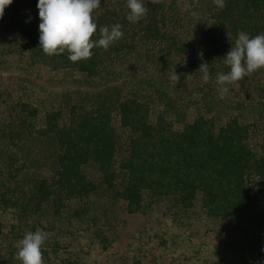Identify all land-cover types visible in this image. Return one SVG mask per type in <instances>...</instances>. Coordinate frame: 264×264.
I'll return each mask as SVG.
<instances>
[{"label":"trees","instance_id":"1","mask_svg":"<svg viewBox=\"0 0 264 264\" xmlns=\"http://www.w3.org/2000/svg\"><path fill=\"white\" fill-rule=\"evenodd\" d=\"M37 3L0 16V70L74 87L50 103L24 75L13 99L0 77V264L37 229L43 264H264V68L223 98L216 81L238 33H264V0H143L135 23L101 0L92 39L123 36L78 62L39 47ZM128 217L140 236L121 255Z\"/></svg>","mask_w":264,"mask_h":264},{"label":"clouds","instance_id":"2","mask_svg":"<svg viewBox=\"0 0 264 264\" xmlns=\"http://www.w3.org/2000/svg\"><path fill=\"white\" fill-rule=\"evenodd\" d=\"M13 0H0V16L6 6ZM129 12L127 20L138 22L146 13L143 0H126ZM223 7V0H216ZM101 0H38L39 9V47L45 54H61L68 52V59L78 62L89 59L94 47L107 49L113 42L123 36L122 26L117 23L109 27H100L98 39H92L97 31L93 12L100 7ZM224 63L229 67L227 73H217L216 81L220 85L218 94L223 98L229 91L227 85L242 80L249 73L264 68V33L250 37L244 31L238 37L230 50L224 55ZM202 79L210 78L206 64L199 68ZM179 79L178 75L173 77ZM47 233L37 229L25 233L19 242L17 258L21 264H43L42 247L47 239Z\"/></svg>","mask_w":264,"mask_h":264},{"label":"rangeland","instance_id":"3","mask_svg":"<svg viewBox=\"0 0 264 264\" xmlns=\"http://www.w3.org/2000/svg\"><path fill=\"white\" fill-rule=\"evenodd\" d=\"M40 74V73H39ZM24 75L27 77L32 78V80L39 86H43L47 91L46 94L42 93L38 89V96H47L46 98L51 102L58 104L61 100V95L64 91L68 90L67 88L74 85L66 86V85H61V84H51L49 83V80L47 79V75L44 74H25L21 71L18 70H0V77L3 82L8 84V89L13 95V99H15L18 95L19 90L21 89L23 80L21 79ZM39 124H41V120L39 119ZM88 172L92 175V177L95 179L96 178V169L92 166L87 167ZM118 215L121 216V218L126 217V213L122 211V209L118 208ZM128 221L121 225V227L117 230L118 232V239L117 241L113 244V250L118 252L121 255H126L128 251V245L130 242L135 240L140 234L138 233V228H139V222L138 218L134 217H128ZM144 240L147 241V236L148 234L144 235ZM142 241L138 240V242ZM151 254L147 257L144 258V260L149 261V257L154 256V254H159L160 253V248L156 245L154 248L151 250ZM181 254L178 252L177 256H180ZM166 262H168V256L165 257Z\"/></svg>","mask_w":264,"mask_h":264}]
</instances>
